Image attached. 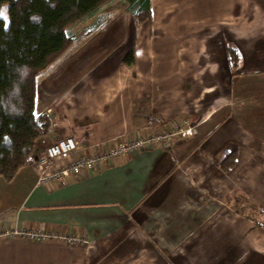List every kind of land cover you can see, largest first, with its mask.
Masks as SVG:
<instances>
[{
  "label": "snow or ice",
  "instance_id": "6c2138e0",
  "mask_svg": "<svg viewBox=\"0 0 264 264\" xmlns=\"http://www.w3.org/2000/svg\"><path fill=\"white\" fill-rule=\"evenodd\" d=\"M0 17H4V11L0 10Z\"/></svg>",
  "mask_w": 264,
  "mask_h": 264
}]
</instances>
